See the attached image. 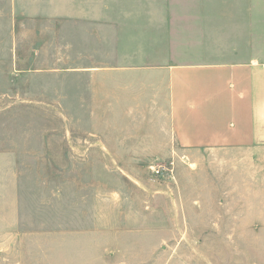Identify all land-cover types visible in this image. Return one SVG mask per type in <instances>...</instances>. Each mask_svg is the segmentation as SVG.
I'll return each mask as SVG.
<instances>
[{"label": "rangeland", "instance_id": "1", "mask_svg": "<svg viewBox=\"0 0 264 264\" xmlns=\"http://www.w3.org/2000/svg\"><path fill=\"white\" fill-rule=\"evenodd\" d=\"M74 9L0 6V264H264V153L132 142L65 71Z\"/></svg>", "mask_w": 264, "mask_h": 264}, {"label": "crops", "instance_id": "2", "mask_svg": "<svg viewBox=\"0 0 264 264\" xmlns=\"http://www.w3.org/2000/svg\"><path fill=\"white\" fill-rule=\"evenodd\" d=\"M68 4H75L80 62L65 71L90 75L98 114L146 127L132 142L264 153V0H5L0 6ZM249 177L258 185L250 194L264 195V155Z\"/></svg>", "mask_w": 264, "mask_h": 264}]
</instances>
